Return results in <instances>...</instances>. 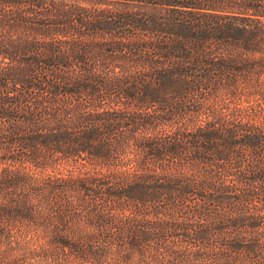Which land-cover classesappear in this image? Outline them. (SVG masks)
Here are the masks:
<instances>
[{
    "label": "trees",
    "instance_id": "1",
    "mask_svg": "<svg viewBox=\"0 0 264 264\" xmlns=\"http://www.w3.org/2000/svg\"><path fill=\"white\" fill-rule=\"evenodd\" d=\"M115 253L264 264V0H0V264Z\"/></svg>",
    "mask_w": 264,
    "mask_h": 264
},
{
    "label": "rangeland",
    "instance_id": "2",
    "mask_svg": "<svg viewBox=\"0 0 264 264\" xmlns=\"http://www.w3.org/2000/svg\"><path fill=\"white\" fill-rule=\"evenodd\" d=\"M141 258L142 257H139V256H136L135 257V261L136 260H140V262H141ZM154 260L152 259V257H147V259H144L143 261H142V263L143 264H151V262H153ZM110 262H111V264H124V260H121L120 261V259H119V256H118V254L117 253H115V254H111V257H110Z\"/></svg>",
    "mask_w": 264,
    "mask_h": 264
}]
</instances>
